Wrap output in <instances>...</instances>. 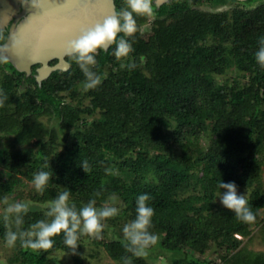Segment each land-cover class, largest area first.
<instances>
[{"label":"trees","instance_id":"16d2710c","mask_svg":"<svg viewBox=\"0 0 264 264\" xmlns=\"http://www.w3.org/2000/svg\"><path fill=\"white\" fill-rule=\"evenodd\" d=\"M230 11L216 14L173 1L161 8L148 34L138 29L127 38L133 50L126 64L133 67L121 68L109 55L114 45L98 51L93 71L102 77L101 83L86 93L89 109L98 108L99 117L88 129L73 133L66 146L81 110L59 108L52 94L65 88L75 94L74 84L84 83L72 58L67 57L69 72H55L40 84L34 73L12 71L4 76L0 135L8 140L11 153L0 157L8 174L0 180V201L25 181H33L35 173H50L43 191L30 194L39 207L27 204L19 229L15 225L9 230L0 215L4 243L8 231H27L37 221L50 220L47 206L65 189L70 190L69 205L77 210L90 200L101 208L115 195L123 204L112 217L116 222L135 219L136 199L147 194L154 210L149 231L157 240L146 256L127 252L123 240L96 241L117 264H148V257L161 256L181 264H212L208 256H199L214 248L225 264H264V256L242 247V239L235 236H247L252 221L242 222L213 202L223 192L218 187L223 180L248 190L255 218L264 208V68L255 57L264 38V5ZM229 65L236 75L230 84L217 85L214 75ZM21 78L32 80L33 88L18 98L12 90ZM41 112L54 113L59 118L56 126L38 121ZM165 123L171 132L164 131ZM201 127L218 134L206 149L196 142ZM33 131L40 133L34 143ZM85 162L86 172L81 168ZM78 245L74 253L61 234L47 251L22 247L19 239L14 247L22 264H50L54 252L82 264L80 239Z\"/></svg>","mask_w":264,"mask_h":264},{"label":"clouds","instance_id":"9594fccd","mask_svg":"<svg viewBox=\"0 0 264 264\" xmlns=\"http://www.w3.org/2000/svg\"><path fill=\"white\" fill-rule=\"evenodd\" d=\"M40 3L41 0H33ZM125 7L113 15L107 17L101 23L82 29L76 39L67 43V54L79 66L85 80L84 90L96 88L102 77L93 71L97 61L98 51H107L115 46L112 53L121 68H131L134 65L125 64L132 52V44L127 38L133 37L138 31L136 17L151 16L153 14V0H124ZM122 34V35H121ZM259 50L255 53L256 61L264 68V38L259 41ZM6 54H0V62H6ZM48 165L46 164L45 167ZM81 168L87 171L85 162ZM50 179V173L40 171L34 174L33 185L40 192L43 191ZM223 192L219 195V202L224 209L233 212L236 219L242 222H251L255 219L251 209L248 207L246 194H238L235 182L225 183L221 180L218 184ZM70 190L65 189L54 200L48 204L45 215L50 220H40L31 225L27 231H8L5 236L9 247L15 246L19 239L22 247L34 251H47L53 247L55 237L63 235V243L75 253L79 247L78 240L81 236L99 238L103 229L102 221L112 218L118 214V209L109 204L101 208L95 206L96 201L90 200L87 205L79 210L69 205ZM112 203L116 201L115 195L109 198ZM150 197L147 194L139 195L136 199L135 219L123 227L124 239L127 242L126 251L135 257L147 254V249L156 243L157 237L149 231L152 226L153 208L148 206ZM4 209V221L6 224L14 218V223L19 229L23 224L22 216L27 213L28 205L25 202L8 204ZM125 264H130L125 260Z\"/></svg>","mask_w":264,"mask_h":264},{"label":"rangeland","instance_id":"374dc122","mask_svg":"<svg viewBox=\"0 0 264 264\" xmlns=\"http://www.w3.org/2000/svg\"><path fill=\"white\" fill-rule=\"evenodd\" d=\"M122 5H119V11L125 7V3L123 0H120ZM190 7L197 8L202 11L211 12V13H223V12H229L231 13V9L233 8H242V9H255L259 5H264V0H253L251 2L246 1H226L224 3L216 2L215 0H197L196 3L189 1L188 2ZM158 15L157 13H154L151 16H145V17H138L136 18L137 22V28L140 29L142 33L148 34L153 27L155 26V22ZM146 37V36H145ZM115 46L109 51V55L114 57L112 54L114 52ZM129 59V58H128ZM125 60L123 63H128L130 61ZM147 58L144 56L142 58V63L145 62ZM116 60V58H115ZM130 60V59H129ZM128 61V62H127ZM121 63L120 61H118ZM12 71H16L7 61L6 62H0V84L3 82L4 76L7 74H11ZM56 72V75L65 72H69V69L66 70H57L52 72L50 75ZM245 74H248V71H244ZM236 69L234 66L229 65L226 67L225 71L221 74L214 75V79L217 82V85L227 84L231 83V79L233 76L236 75ZM62 79L65 78V76H61ZM74 91L71 93V91L67 88L55 91L52 94V98L54 99L56 105H58L59 108H64L65 105L71 107V109L74 110H81V112L77 113L78 121H76V124H74L73 128L70 129L69 134L71 135L66 142V145H69L72 139L73 133H78L79 131H83L85 129H88L91 127L93 121H95L99 117L100 110L97 108L95 110H90V97L87 96L86 90L83 88V83L76 82L74 84ZM28 88H33L32 80L29 78H21L19 86L17 88H14L12 91H14L16 97L23 96L24 92ZM44 97V96H43ZM3 99V95L0 93V101ZM88 108V109H87ZM52 110L53 108L50 107ZM33 116L30 117L32 119ZM38 121L43 122L45 125L52 127L56 126L57 121H59L56 116L54 117V113H43L41 112L38 117ZM164 131L171 132L172 128L167 123L163 124ZM199 135L196 139V142L198 145L202 146V148H207L209 139L210 138H216L217 132L215 130H212V133L210 131V127L207 129H204L201 127L199 129ZM40 137V133L38 131H33L30 134V142L34 143L38 138ZM25 146V145H24ZM33 146V145H32ZM31 146V147H32ZM61 148V147H60ZM59 148V150H60ZM11 153V150L9 148L8 140L5 139L4 135H0V157H8ZM261 156V155H260ZM260 160L263 162V169H264V156L260 157ZM200 166L197 167L196 171L200 174ZM8 177V174L4 171V169L0 165V180H6ZM32 181H25L22 186H19L13 193L7 194V196L0 201V215L4 217V209L7 207V204H5V200H7L8 204L17 203L24 201L29 206H38L39 203H34L32 198L30 197V194L36 192ZM238 194H246V197L248 196V190L238 189ZM117 198V197H116ZM219 196L214 200L213 202L217 205H221L219 202ZM105 204H109L110 206H114L118 209V212L123 207L122 201L117 198L114 203H112L110 200L103 202L102 207ZM130 221L120 219L117 222L114 221V218H109L105 221H102L103 223V229L99 233V238H91L88 236H81L80 242L82 244L81 246V258H82V264H117L116 261L112 260L104 248L101 246L100 243H97L99 241H109V240H123V227L125 224L129 223ZM9 226V230H12V228L15 226L14 218L10 220V222L7 224ZM237 238L242 239L241 246L245 247L248 251H251L255 253L256 255H262L264 256V208L260 209L257 217L254 221L250 223V233L242 237L240 235H235ZM97 241V242H96ZM185 251H188L190 253H193L192 249L186 247L184 248ZM217 248H214L206 253V255H198L199 258H203L205 256H208V259L211 260L212 264H225L219 253H217ZM16 248L9 247L6 243H4L0 239V264H22L19 259L16 258ZM147 255V254H146ZM145 255V256H146ZM148 264H181L180 260H168L165 257H156V258H147ZM50 264H75L71 257L66 253L61 252H54L50 255Z\"/></svg>","mask_w":264,"mask_h":264},{"label":"water","instance_id":"95a60500","mask_svg":"<svg viewBox=\"0 0 264 264\" xmlns=\"http://www.w3.org/2000/svg\"><path fill=\"white\" fill-rule=\"evenodd\" d=\"M0 0V22L9 19L8 11L19 9L16 0ZM243 1V0H238ZM24 18L14 24L0 54L18 72L31 74V67L39 65L34 74L40 84L56 70H66L69 64L67 43L74 40L82 29L91 27L117 12L113 0H21ZM18 16V15H17ZM57 59L54 65L49 62Z\"/></svg>","mask_w":264,"mask_h":264},{"label":"flooded vegetation","instance_id":"af4514ba","mask_svg":"<svg viewBox=\"0 0 264 264\" xmlns=\"http://www.w3.org/2000/svg\"><path fill=\"white\" fill-rule=\"evenodd\" d=\"M5 1H8L10 4L12 3L10 0H5ZM113 1H114V4H115V7H116L117 11H119V5H122L120 0H113ZM173 1H176V2H179V3H182L184 1L185 2L191 1V2H194V3L197 2V0H153V12L158 14L163 6L170 5ZM229 1H238V0H229ZM243 1H246V3L247 2L248 3L251 2V1H248V0H243ZM16 2L18 4V6H19V9L16 10L15 12L9 10L8 11V15L10 16L9 19L6 22H4L3 24H1V22H0V47L3 46L4 43H6V40L8 38L9 31H10L11 27L14 24H16V25L19 24V22L24 18V15L19 17V15L23 12V7H22V4H21V0H16ZM1 8H3V6H0V9ZM68 56L69 55L65 56V58H64V60L67 63H68V61H67V57ZM57 61H58L57 59H54V60L50 61L49 64L50 65H54ZM38 66L39 65L32 66L31 67V73L35 74L36 73V68Z\"/></svg>","mask_w":264,"mask_h":264}]
</instances>
